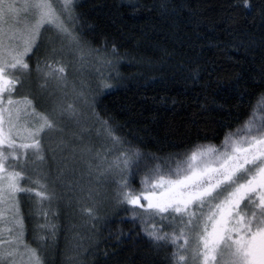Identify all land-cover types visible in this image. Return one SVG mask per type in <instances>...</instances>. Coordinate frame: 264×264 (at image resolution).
Returning <instances> with one entry per match:
<instances>
[{"label": "trees", "instance_id": "1", "mask_svg": "<svg viewBox=\"0 0 264 264\" xmlns=\"http://www.w3.org/2000/svg\"><path fill=\"white\" fill-rule=\"evenodd\" d=\"M77 3V34L109 56L115 45L118 56L111 68H100L96 57L88 56L81 60L84 71L71 72L85 97L75 102L85 131L73 135L81 128L71 119L64 122V144L51 140L46 145L55 152L46 149L45 161L30 165L47 176L54 198L41 206L34 195L18 194L23 240L37 248L38 236L45 237L40 246L44 264H169L172 248L153 249L126 206L116 202L111 178L96 171L111 145L98 134L92 113L109 120L118 135L145 153H180L195 144L219 147L224 134L240 127L264 94V0H249L251 11L243 8V0H168L170 7L180 5L177 16L162 15L154 7L161 0ZM49 34L44 33L42 46L28 60L33 76L38 61L42 69L46 59L66 68L65 56L79 54L65 44L62 54L50 56ZM55 47L61 49L60 41ZM33 80V86L38 84ZM24 94L14 98L23 100ZM83 146L91 148V156L81 157ZM85 161L92 164L91 172ZM132 185L140 188L139 175ZM88 186L103 197L96 220L85 214L92 201L80 189Z\"/></svg>", "mask_w": 264, "mask_h": 264}, {"label": "snow or ice", "instance_id": "2", "mask_svg": "<svg viewBox=\"0 0 264 264\" xmlns=\"http://www.w3.org/2000/svg\"><path fill=\"white\" fill-rule=\"evenodd\" d=\"M78 6L77 0H0V223L11 225L0 228V264H44L40 246L45 237L38 236L37 248L23 240L18 194L34 195L41 206L45 200L51 203L54 193L49 191L47 176L35 167L30 170V165L44 162L46 149L55 152L45 138L64 130L65 117L81 128L80 134L73 135L82 136L85 131L75 103L51 113L33 107L27 113L30 123L21 124V113L31 107V100H18L14 95L31 74L28 60L49 31L55 34L50 56L63 51L65 44L74 48L81 60L94 55L100 68H111L118 56L115 45L109 56L100 48H91L77 34ZM242 6L251 11L249 0H243ZM154 7L162 15L177 16L180 5L170 7L168 0H161ZM261 11L264 17V9ZM57 40L62 45L59 50ZM36 72L46 81L54 79L59 87H66L65 67H54L46 59L44 69L37 62ZM261 77L264 80V69ZM103 87L110 85L103 83ZM79 98L85 99L83 92ZM92 115L99 125L98 134L103 133L111 145L96 171L111 178L116 202L126 206L131 221L139 224L153 249L172 248L169 264H264V94L241 126L224 134L219 147L195 144L184 152L163 156L141 151L118 135L109 120L95 112ZM91 153L87 146L80 149L81 157ZM95 159L100 160L101 154L96 153ZM85 163L91 172L92 164ZM136 175L140 176L139 189L132 185ZM80 191L92 201L85 214L98 219L96 213L103 205L99 189L88 186ZM43 215L47 217V213Z\"/></svg>", "mask_w": 264, "mask_h": 264}, {"label": "rangeland", "instance_id": "3", "mask_svg": "<svg viewBox=\"0 0 264 264\" xmlns=\"http://www.w3.org/2000/svg\"><path fill=\"white\" fill-rule=\"evenodd\" d=\"M51 34V35H50ZM49 37L45 40L46 44L49 45L50 41L54 39V32L50 31ZM54 34V35H53ZM53 35V36H52ZM59 54H62V51L59 52ZM67 58L66 64L68 67L65 68V75H66V87H59L58 82L54 79H48L47 81L42 77H39L40 73H35V76L30 74V76L26 77V87L21 88L17 93L18 94H24L27 97H30L34 102H31V107L27 108V112L21 113V124H28L30 123V117L27 115V113H31L32 108L34 107L37 112H44V113H51L53 109H59L60 107L66 105L65 101L68 100L69 103H75L80 100L79 94L81 93L75 86H74V79L76 76H72L71 72H75V70L78 69L79 72L84 71L81 64H84L81 62V59L79 58V54L77 55H66ZM33 79L37 81L38 84L34 85L36 83ZM60 99V100H59ZM66 99V100H64ZM75 104L76 108L78 109V104ZM86 104V103H85ZM21 108H24V105H21ZM72 121V120H71ZM64 122H70L69 118L65 117ZM75 123V122H74ZM71 124V123H70ZM72 126V124H71ZM73 127V126H72ZM67 136V132L64 130L62 132L57 131L50 133L46 138L45 142L46 144L49 143L51 140L56 139H65ZM64 151L67 150L65 148H62ZM91 160V159H90ZM8 213L5 212V220H7ZM11 225L4 223V225L0 224V228L7 229ZM4 238L8 239V232H4ZM30 246V245H29ZM31 247V246H30ZM33 248V247H32Z\"/></svg>", "mask_w": 264, "mask_h": 264}]
</instances>
